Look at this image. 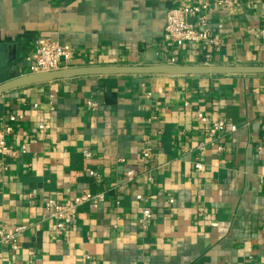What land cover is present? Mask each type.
Listing matches in <instances>:
<instances>
[{"label":"crops","instance_id":"1","mask_svg":"<svg viewBox=\"0 0 264 264\" xmlns=\"http://www.w3.org/2000/svg\"><path fill=\"white\" fill-rule=\"evenodd\" d=\"M196 1L0 0V63L28 73L44 39L70 44L75 65L204 63L198 44L163 42L167 11ZM209 2V62L264 64V0ZM11 116L0 228L26 229L0 264H264V74L58 79L0 93V127ZM82 192L105 197L58 230L45 200Z\"/></svg>","mask_w":264,"mask_h":264},{"label":"built area","instance_id":"2","mask_svg":"<svg viewBox=\"0 0 264 264\" xmlns=\"http://www.w3.org/2000/svg\"><path fill=\"white\" fill-rule=\"evenodd\" d=\"M218 5H228L232 0H214ZM210 9L209 0H197L194 3L176 6L170 8L166 13L163 42L168 48L182 46L186 43H194L200 46V51L205 59L204 63H210L214 52L220 50L221 40L218 34L213 33L208 26V12ZM75 66V50L68 44L57 40L44 39L38 43L33 56V61L29 67L28 73L51 71L64 67ZM88 106L95 110L98 104L95 101H88ZM198 117L205 119L203 113H199ZM15 116L10 117V122L0 127V167L5 168L9 158L16 155L7 142L8 136L13 131V122ZM264 128V127H263ZM226 129V123L223 120H216L210 125L206 131V135L210 139H215L221 131ZM45 123L40 124L39 131L44 132ZM230 130H237L236 125H230ZM207 144L200 141L197 144V150L201 153ZM145 158H151L152 148L146 146L142 150ZM86 155H90L86 151ZM195 167L202 169V163L197 161ZM91 175H96L95 171L89 170ZM127 175L131 178L133 171H128ZM104 193L82 192L76 196L70 197L63 201L55 198L45 200V208L49 212V217L55 220L56 228L63 230L67 222L76 218L78 207L84 203L103 199ZM142 199L141 195L137 196ZM32 201V200H31ZM170 203L174 202V198H169ZM152 217V210L145 207L142 210L140 222H145ZM25 225H16L12 229L6 230L0 228V246L9 245L16 249L19 244Z\"/></svg>","mask_w":264,"mask_h":264},{"label":"water","instance_id":"3","mask_svg":"<svg viewBox=\"0 0 264 264\" xmlns=\"http://www.w3.org/2000/svg\"><path fill=\"white\" fill-rule=\"evenodd\" d=\"M6 63H0V93L5 91L50 82L58 79H69L87 75H226V74H264V64H227V63H171L151 64H104L75 65L61 69L25 73L9 78Z\"/></svg>","mask_w":264,"mask_h":264}]
</instances>
